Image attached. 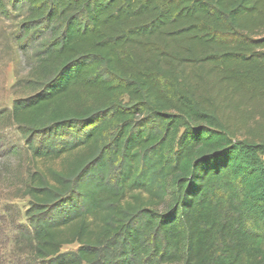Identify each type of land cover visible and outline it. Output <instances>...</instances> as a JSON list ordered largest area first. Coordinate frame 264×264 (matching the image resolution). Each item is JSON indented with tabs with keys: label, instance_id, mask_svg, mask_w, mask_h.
<instances>
[{
	"label": "trees",
	"instance_id": "1",
	"mask_svg": "<svg viewBox=\"0 0 264 264\" xmlns=\"http://www.w3.org/2000/svg\"><path fill=\"white\" fill-rule=\"evenodd\" d=\"M4 1L20 264H264V0Z\"/></svg>",
	"mask_w": 264,
	"mask_h": 264
},
{
	"label": "rangeland",
	"instance_id": "2",
	"mask_svg": "<svg viewBox=\"0 0 264 264\" xmlns=\"http://www.w3.org/2000/svg\"><path fill=\"white\" fill-rule=\"evenodd\" d=\"M3 3L5 9H0V111L9 110L13 100L21 95L17 80L29 71L34 49V42L21 37L24 10L14 9L6 1ZM4 124L0 123V264H20L25 255H14L12 248L18 225L26 223L23 216L26 199L15 196L19 195L20 179L30 160L16 126ZM249 125L257 126L254 121ZM11 146L18 150L17 154L7 153ZM75 247L66 245L62 250Z\"/></svg>",
	"mask_w": 264,
	"mask_h": 264
}]
</instances>
